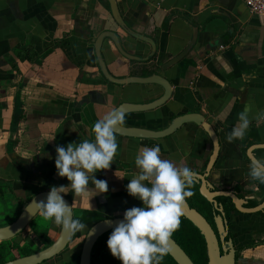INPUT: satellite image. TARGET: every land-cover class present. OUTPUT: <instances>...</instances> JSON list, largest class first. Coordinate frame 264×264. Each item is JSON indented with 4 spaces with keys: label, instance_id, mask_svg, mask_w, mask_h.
<instances>
[{
    "label": "crops",
    "instance_id": "crops-1",
    "mask_svg": "<svg viewBox=\"0 0 264 264\" xmlns=\"http://www.w3.org/2000/svg\"><path fill=\"white\" fill-rule=\"evenodd\" d=\"M117 3L142 42L115 21L108 0H0V201L19 215L36 194L69 185L57 175V145L94 140V122L109 111L163 95L156 85H116L105 79L93 44L110 32L132 57L123 56L111 39L104 41L103 59L113 78L158 74L173 91L164 106L125 116L124 125L158 132L178 116L203 114L219 135L220 155L212 173L217 187L263 202L264 193L254 191L249 176L247 150L264 144V119H253L242 138L229 142L226 136L242 110L253 116L264 112V16L252 14L242 0ZM185 51L176 65L162 69ZM116 140L110 168L94 173L107 181V192L97 191L90 181L89 191L78 196L71 190L62 193L74 213L96 212L108 219L140 206L126 185L139 175L135 157L144 146L159 145L162 158L198 171L213 153L211 139L195 124L163 139L116 134ZM11 218L0 227L16 219ZM233 220L236 248H243L237 264H264V215ZM60 231L40 212L15 242L39 251L53 244ZM71 247L44 264H65Z\"/></svg>",
    "mask_w": 264,
    "mask_h": 264
},
{
    "label": "clouds",
    "instance_id": "clouds-1",
    "mask_svg": "<svg viewBox=\"0 0 264 264\" xmlns=\"http://www.w3.org/2000/svg\"><path fill=\"white\" fill-rule=\"evenodd\" d=\"M124 117L119 109H113L94 122V140L56 146L57 175L66 177L70 184L51 187L45 199L39 201L45 220H51L66 233L85 229L83 222L73 218L71 204L62 193L71 190L78 196L89 191L90 181L97 191H108L107 181L97 179L94 173L110 168L118 148L116 132L124 125ZM253 119H264V112L255 116L248 109L239 112L226 140L242 138ZM160 153L159 145L144 146L135 157L140 172L130 179L126 190L142 203L125 210L124 218L113 228L106 242L112 256L122 264H160L170 253V239L179 225V211L192 195L190 186L197 173L187 166H176ZM249 176L264 183V158L250 160Z\"/></svg>",
    "mask_w": 264,
    "mask_h": 264
},
{
    "label": "water",
    "instance_id": "water-1",
    "mask_svg": "<svg viewBox=\"0 0 264 264\" xmlns=\"http://www.w3.org/2000/svg\"><path fill=\"white\" fill-rule=\"evenodd\" d=\"M108 2L110 4L111 13L115 21L125 30V32H127L131 36H134L135 38H137V40L142 42V39L136 36L137 34L131 32L128 25L123 20L119 11L117 0H108ZM106 39H111L119 52L123 54V56L129 59L132 58L130 55L124 52L119 42V38L115 34L110 32H104L100 34L95 40L93 47L98 60L99 68L106 80L116 85H156L161 87L164 91L163 95L160 98L153 100L150 103H123L116 109H119L121 112H123L125 116H129L138 113L150 112L168 103L172 97V86L169 81L158 74H154L144 78L130 77L124 80H118L111 76L102 54V46ZM147 42L150 43L148 40ZM153 51H155V49ZM185 53L186 51L178 58L171 60L169 63L163 66L162 69L167 70L176 65L183 58ZM136 60L141 61V59L139 58H137ZM187 124H195L196 126L201 127L209 136L213 144V153L205 169L203 171L194 170L197 175L193 183L200 186V195L213 206L215 212L219 213V215L215 217V224L217 226L219 237L215 233L210 223L206 220V218L196 209L191 208L187 200L184 206L180 209L179 215L189 220L203 236L206 243L208 264H237L236 249L234 243L232 240L226 241V237L228 235V227L226 226V221L224 220V207L217 201V199L220 197L231 199L233 205L235 206V209L239 213L245 215H255L258 213L264 215V201L255 208H245L244 206H246L248 202H246L244 199H240L236 193L215 191V188L211 182V176L214 166L216 165L220 155V142L217 130L209 121L206 120V117L201 113L181 115L173 119L166 129L158 132L123 125L117 130L116 134L129 138L163 139L175 134ZM257 150H264V144L255 145L248 148L247 157L249 158V160H251L252 158H256L254 152ZM48 192L49 191H44L36 194L22 207L19 215L13 222L6 226L0 227V243L12 241L18 238L24 232V230L41 212L39 201L44 200ZM64 199L69 204H71L69 199L65 196ZM72 214L74 218L73 208ZM123 218L124 216L104 219L95 224L90 229L92 230L91 232L89 230L82 244L80 264H92L93 249L98 240L106 233L111 232ZM72 236L73 233H66L61 229L57 240L50 246L39 251H34V253L29 255H22L20 253L14 252L11 254L12 258L9 255L7 261L3 264H44L64 253L70 246ZM13 254H15V256H13ZM169 255L176 262V264H194L190 257L186 254V252L172 238L170 239Z\"/></svg>",
    "mask_w": 264,
    "mask_h": 264
},
{
    "label": "trees",
    "instance_id": "trees-1",
    "mask_svg": "<svg viewBox=\"0 0 264 264\" xmlns=\"http://www.w3.org/2000/svg\"><path fill=\"white\" fill-rule=\"evenodd\" d=\"M190 190L192 195L186 198L190 207L196 209L204 216L206 212L211 213V206L200 196L198 185L193 183L190 186ZM74 218L79 219L86 227L81 231L73 233L70 243L72 252L67 255L65 264H80L81 249L85 236L95 224L107 219L96 212H81L80 215H74ZM111 232L103 235L96 243L92 254V264H122L119 259L112 256L107 246L106 242ZM171 238L186 252L194 264H208L206 243L203 236L189 220L181 215H179V225L174 230ZM253 246H255L254 243L248 247ZM242 250L243 248H239L237 251L239 253ZM34 251L35 250L30 246L21 247L15 242V239L14 241L1 243L0 264L6 262L9 255L14 252L22 255H29L34 253ZM160 264H176V262L168 254L163 258Z\"/></svg>",
    "mask_w": 264,
    "mask_h": 264
},
{
    "label": "flooded vegetation",
    "instance_id": "flooded-vegetation-1",
    "mask_svg": "<svg viewBox=\"0 0 264 264\" xmlns=\"http://www.w3.org/2000/svg\"><path fill=\"white\" fill-rule=\"evenodd\" d=\"M259 154H257V157L256 158H264V150H261L258 152ZM248 158V157H247ZM249 159V158H248ZM250 161V160H249ZM211 182L215 188V191H225V192H230V191H227V190H221L217 187V183L214 181V177L211 176ZM253 183L254 185L256 186V190L254 191H257L258 193L260 192H263L264 193V183H260L259 181H256V180H253ZM200 188V186H198ZM200 194V192H199ZM237 194V193H236ZM238 195V194H237ZM201 196V195H200ZM202 197V196H201ZM238 197L240 199H244L246 202H248V204L246 206H244L245 208H255L257 207L259 204L261 203H258L256 201H247L244 197L242 196H239ZM203 198V197H202ZM256 199V197H255ZM217 201L223 205L224 207V212H225V218L224 220L226 221V226L228 227V235L226 237V241H229V240H232L233 243H234V246H235V249H236V260L238 259V248H236V245H235V238H237V236L235 235V232L233 230V223L235 222V220H233V217H239V216H245V214H242V213H239L236 209H235V206L233 205L231 199L229 198H224V197H220L217 199ZM264 201V200H263ZM209 204V203H208ZM211 206V213H207L206 212V215L203 216L206 218V220L210 223V225L212 226V228L214 229L215 233L217 234V236L219 237V234H218V230H217V226L215 224V217L217 215H219L218 212H215L213 206L211 204H209ZM261 213H258V214H255V216L257 215H260ZM248 216V215H247ZM249 216H254V215H249ZM234 221V222H233ZM236 223V222H235ZM238 224V223H237ZM236 226V230L238 231V226Z\"/></svg>",
    "mask_w": 264,
    "mask_h": 264
},
{
    "label": "built area",
    "instance_id": "built-area-1",
    "mask_svg": "<svg viewBox=\"0 0 264 264\" xmlns=\"http://www.w3.org/2000/svg\"><path fill=\"white\" fill-rule=\"evenodd\" d=\"M254 15L264 16V0H242Z\"/></svg>",
    "mask_w": 264,
    "mask_h": 264
},
{
    "label": "rangeland",
    "instance_id": "rangeland-1",
    "mask_svg": "<svg viewBox=\"0 0 264 264\" xmlns=\"http://www.w3.org/2000/svg\"><path fill=\"white\" fill-rule=\"evenodd\" d=\"M7 207H8L7 206V202H5V204H4L3 201H0V223L4 222L7 219L11 221V219H12L11 217L12 216H14V218H16L18 216V213L15 214V212L11 211V209H7ZM74 215H80V213H78L76 211L74 213ZM13 256H15V254H13ZM11 258H12V256H11Z\"/></svg>",
    "mask_w": 264,
    "mask_h": 264
}]
</instances>
